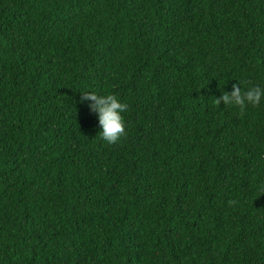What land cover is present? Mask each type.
<instances>
[{
	"label": "trees",
	"instance_id": "1",
	"mask_svg": "<svg viewBox=\"0 0 264 264\" xmlns=\"http://www.w3.org/2000/svg\"><path fill=\"white\" fill-rule=\"evenodd\" d=\"M264 0H0V264H264ZM114 95L101 139L83 93ZM233 203H229V202Z\"/></svg>",
	"mask_w": 264,
	"mask_h": 264
},
{
	"label": "clouds",
	"instance_id": "2",
	"mask_svg": "<svg viewBox=\"0 0 264 264\" xmlns=\"http://www.w3.org/2000/svg\"><path fill=\"white\" fill-rule=\"evenodd\" d=\"M264 97V89L259 86L242 88L241 84H234L231 93H223L219 98H213L216 105L223 102L224 105L237 106L241 113L248 104L256 106ZM82 101H91L89 108L98 116L99 133L101 139L108 144H116L125 135V125L121 113L128 108L126 103H121L114 95H97L95 93H83ZM230 204L233 202H229Z\"/></svg>",
	"mask_w": 264,
	"mask_h": 264
}]
</instances>
